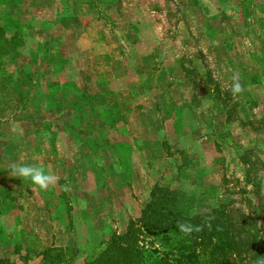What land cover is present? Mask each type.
<instances>
[{
  "label": "rangeland",
  "instance_id": "obj_1",
  "mask_svg": "<svg viewBox=\"0 0 264 264\" xmlns=\"http://www.w3.org/2000/svg\"><path fill=\"white\" fill-rule=\"evenodd\" d=\"M0 30V264H84L156 182L264 226V0H0Z\"/></svg>",
  "mask_w": 264,
  "mask_h": 264
},
{
  "label": "trees",
  "instance_id": "obj_2",
  "mask_svg": "<svg viewBox=\"0 0 264 264\" xmlns=\"http://www.w3.org/2000/svg\"><path fill=\"white\" fill-rule=\"evenodd\" d=\"M228 203L184 212L174 188L153 183L137 217L100 241L84 264H258L264 260V226L237 219ZM181 222L199 230L182 233Z\"/></svg>",
  "mask_w": 264,
  "mask_h": 264
},
{
  "label": "clouds",
  "instance_id": "obj_3",
  "mask_svg": "<svg viewBox=\"0 0 264 264\" xmlns=\"http://www.w3.org/2000/svg\"><path fill=\"white\" fill-rule=\"evenodd\" d=\"M229 91L234 97L244 91V86L240 83L238 77L234 76L232 78ZM9 175L29 179L42 190H48L50 186H54L56 183V176L50 169H46L43 165L12 164L10 165ZM65 190H67V187ZM178 228L185 234H191L193 230H199V226H195L194 228L191 224L184 222L179 223ZM258 264H264V260L259 261Z\"/></svg>",
  "mask_w": 264,
  "mask_h": 264
}]
</instances>
